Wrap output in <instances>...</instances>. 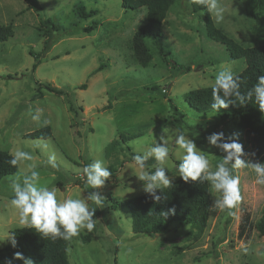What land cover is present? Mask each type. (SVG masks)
I'll return each instance as SVG.
<instances>
[{
  "label": "rangeland",
  "instance_id": "374dc122",
  "mask_svg": "<svg viewBox=\"0 0 264 264\" xmlns=\"http://www.w3.org/2000/svg\"><path fill=\"white\" fill-rule=\"evenodd\" d=\"M79 4L96 14L79 18L75 12ZM221 4L227 9L222 22L217 23L210 14L215 26L243 47L259 44L255 34L258 21L244 14V0H221ZM46 18L55 28L40 25ZM93 21L96 27L83 32ZM145 22L144 7L126 10L122 0H0V25L11 24L13 29L11 37L0 41V149L9 153L24 150L34 157L0 180V235L20 227L10 205V181L29 163L37 165L41 184L55 188L58 199H63L92 191L86 190L79 170L102 160L112 173L96 190L104 197V205L96 209L92 232L82 230L68 240L69 264H264V236L253 230L248 239L237 237L241 210L250 211L257 220L264 207V187L255 184L250 169L238 173L243 200L232 210L235 216L228 210L210 209L201 232L175 224L153 235L137 236L131 231L129 211L112 207L111 198L130 199L145 193L132 156L137 150L146 151L155 138L159 141L164 127L170 133L166 174L172 182L180 178L173 130L193 138L213 168L222 155L205 139L212 132L223 131L226 137L236 133L248 153L245 158L251 153L233 116L196 113L182 98L189 90L214 83L223 67L239 73L245 67L244 59H229L224 46L206 36L200 13L192 11L190 1L176 0L162 22V37L157 39L163 54L169 55L159 54L150 42L152 57L142 67L134 59L130 41ZM47 36L51 45L44 51ZM30 50L39 57L34 69ZM173 62L189 66L190 71L176 74ZM99 64L104 67L91 73ZM37 109L40 119L34 121L29 113L36 114ZM45 120L49 123L44 124ZM44 126L50 129L49 137H25ZM119 135L128 139L123 142ZM113 140L118 141L110 146ZM44 143L48 146L45 151L36 147ZM53 154L57 169L45 166ZM147 164L154 165V159ZM210 197L212 204L211 193ZM5 244L11 243L5 240L0 248ZM242 245L248 246L247 255L242 253Z\"/></svg>",
  "mask_w": 264,
  "mask_h": 264
},
{
  "label": "clouds",
  "instance_id": "9594fccd",
  "mask_svg": "<svg viewBox=\"0 0 264 264\" xmlns=\"http://www.w3.org/2000/svg\"><path fill=\"white\" fill-rule=\"evenodd\" d=\"M191 3L200 5L208 10L220 23L224 20L226 8L221 0H191ZM212 104L214 113L227 109L229 105L239 103L243 105L252 101L258 105L264 113V75L257 77V82L247 91H240V77L228 68H221L211 85ZM254 98V99H253ZM34 121H39L41 110L37 109L36 114L29 113ZM49 121L45 120L44 124ZM174 144L177 148L179 163L177 166L178 175L184 182L198 181L207 182L210 193L214 197L213 203L209 206L214 212L228 210L229 215L235 216L234 210L243 200L240 187L239 170L250 169L255 173V184L264 187V162H255L246 159L248 153L239 142L236 133L225 136L223 131L212 132L206 136L210 147H215L222 155V160L215 167L204 154L205 150L199 148L193 138L184 132H175ZM169 128L164 127L159 136L155 138L146 151L139 150L132 156L135 167L139 170L136 177L143 182V191L155 201L161 200L163 189L171 186L172 181L166 172L171 149ZM42 151L47 149V144L37 145ZM8 161L12 167L19 166L34 159L33 154L24 150H16L10 153ZM154 159V165L147 162ZM45 166L57 169L55 155H49ZM37 165L29 163L26 170H20L10 181L13 196L10 205L16 210L17 223L23 229H34L43 237L71 240L80 235L82 230L92 232L96 227L94 215L97 208L104 205V197L99 191L112 173L105 166L102 160H94L86 164L79 171L81 181L86 185L87 195L72 198L65 197L58 199L55 188H49L40 182V172L36 170ZM150 170H145V169ZM95 205L96 207H93ZM174 212V209L171 210ZM9 240L12 247H16V240L9 232L0 235V243ZM243 254L249 253L247 245L241 246ZM14 260H22L23 264H34V261L25 257L21 252H15L12 258H6L3 264H14Z\"/></svg>",
  "mask_w": 264,
  "mask_h": 264
},
{
  "label": "trees",
  "instance_id": "16d2710c",
  "mask_svg": "<svg viewBox=\"0 0 264 264\" xmlns=\"http://www.w3.org/2000/svg\"><path fill=\"white\" fill-rule=\"evenodd\" d=\"M176 0H122V7L126 10H136L140 7L146 9V22L138 27L131 38L130 49L137 63L146 67L151 60L150 42L156 45V50L161 55L163 49L157 45L158 38L162 37L161 25L166 14L175 3ZM193 12H199L206 36L217 43L224 46L228 57L231 60L243 58L245 67L238 75L240 77V91H247L257 82V77L264 75V0H244V14L258 21V26L255 29V34L260 43L252 47H243L231 37L225 35L219 30L208 10L200 5L191 3ZM29 7H32L29 4ZM75 12L79 18H88L96 14L95 10L86 11L82 4L75 8ZM40 25L46 26L55 25L46 18L39 21ZM41 27V26H40ZM96 27V22L93 25L84 27L83 32H89ZM47 32V30H46ZM13 35L11 24L0 25V41L7 40ZM51 45V39L47 36L43 41V50L46 51ZM33 56L34 69L39 61V57L33 51H29ZM103 64H99L91 73L97 72L103 68ZM172 69L175 73H184L190 71L189 66H184L172 63ZM51 91H58L49 88ZM40 91V90H38ZM162 92L163 89H162ZM212 89L211 86L196 88L185 92L182 96L184 103L196 113L213 112L212 104ZM40 95V94H38ZM254 99V98H253ZM169 105L173 112L177 113L178 109L170 101ZM110 104L105 108H109ZM221 118L228 115L236 119L237 127L242 130L244 141L250 146L251 153L249 160L253 163L264 162V113H262L255 103L248 101L240 105L236 103L229 105L227 109H222L216 112ZM183 116V114H180ZM179 116V117H180ZM50 129L44 126L38 130L26 134V138H46L49 137ZM121 141L125 142L128 138L124 135H119ZM118 140H113L110 146H113ZM11 159L9 152L0 149V180L8 175L16 172L17 168L8 164ZM160 201H155L151 196L144 193L130 199L116 200L112 207H125L131 217V231L135 235H153L170 226L178 224H187L191 228L201 232L206 227L210 214L211 197L209 193L208 183H200L198 181L184 182L181 178L172 182L171 186L164 188ZM174 209V212L171 211ZM253 230L258 231L264 236V207L261 215L257 220H253L250 211L241 210L238 222L237 237L240 239H248ZM16 240V247L11 244H5L0 248V264L7 256L13 257L15 252H21L25 257H29L34 261V264H69L67 259L68 240L53 239L51 237H43L34 229H23L21 227L10 231ZM16 264H23L22 260H14Z\"/></svg>",
  "mask_w": 264,
  "mask_h": 264
}]
</instances>
